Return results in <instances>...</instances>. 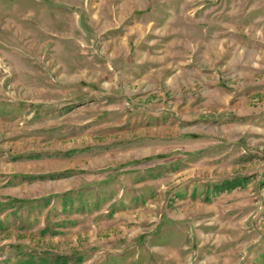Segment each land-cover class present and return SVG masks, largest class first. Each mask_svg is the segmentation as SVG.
Instances as JSON below:
<instances>
[{
  "label": "rangeland",
  "instance_id": "obj_1",
  "mask_svg": "<svg viewBox=\"0 0 264 264\" xmlns=\"http://www.w3.org/2000/svg\"><path fill=\"white\" fill-rule=\"evenodd\" d=\"M57 257L264 264V0H0V264Z\"/></svg>",
  "mask_w": 264,
  "mask_h": 264
},
{
  "label": "trees",
  "instance_id": "obj_2",
  "mask_svg": "<svg viewBox=\"0 0 264 264\" xmlns=\"http://www.w3.org/2000/svg\"><path fill=\"white\" fill-rule=\"evenodd\" d=\"M245 182L247 181H245L244 179L230 180L225 183L226 187L225 186L224 187L232 190V188L243 187ZM43 233H46V231H43ZM41 264H50V263H48V261L45 260V261H42ZM54 264H68V260L61 261V258L57 257L56 260L54 261Z\"/></svg>",
  "mask_w": 264,
  "mask_h": 264
},
{
  "label": "crops",
  "instance_id": "obj_3",
  "mask_svg": "<svg viewBox=\"0 0 264 264\" xmlns=\"http://www.w3.org/2000/svg\"><path fill=\"white\" fill-rule=\"evenodd\" d=\"M123 255H121V257H122ZM108 257H112V258H115V256L114 255H111V256H108ZM138 257V255H136L135 254V258H137ZM105 257H101V258H99V259H104ZM63 259L61 258V261H62ZM128 260H130V257L127 259V261ZM86 261H89V259L88 260H86ZM127 261H126V264H129V262L127 263ZM68 264H69V261H68Z\"/></svg>",
  "mask_w": 264,
  "mask_h": 264
}]
</instances>
